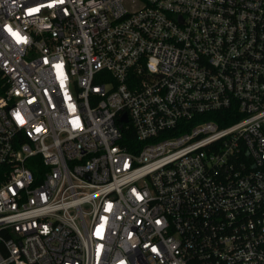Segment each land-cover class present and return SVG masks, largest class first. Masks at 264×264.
Here are the masks:
<instances>
[{
  "label": "built area",
  "instance_id": "obj_1",
  "mask_svg": "<svg viewBox=\"0 0 264 264\" xmlns=\"http://www.w3.org/2000/svg\"><path fill=\"white\" fill-rule=\"evenodd\" d=\"M0 176V264H264V0H0Z\"/></svg>",
  "mask_w": 264,
  "mask_h": 264
},
{
  "label": "trees",
  "instance_id": "obj_2",
  "mask_svg": "<svg viewBox=\"0 0 264 264\" xmlns=\"http://www.w3.org/2000/svg\"><path fill=\"white\" fill-rule=\"evenodd\" d=\"M204 120H215V121L221 123L223 126L230 125V124H232L233 122H235V121H233V120H231V119L222 122V121H220V120H218V119L216 118V114H207V115L204 116ZM2 179H3V178L0 176V181H1Z\"/></svg>",
  "mask_w": 264,
  "mask_h": 264
},
{
  "label": "water",
  "instance_id": "obj_3",
  "mask_svg": "<svg viewBox=\"0 0 264 264\" xmlns=\"http://www.w3.org/2000/svg\"><path fill=\"white\" fill-rule=\"evenodd\" d=\"M124 121H126V119H124Z\"/></svg>",
  "mask_w": 264,
  "mask_h": 264
}]
</instances>
